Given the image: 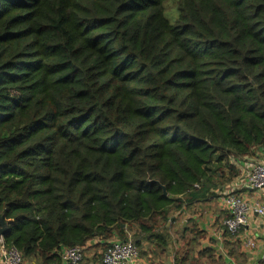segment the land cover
<instances>
[{
	"label": "trees",
	"instance_id": "trees-1",
	"mask_svg": "<svg viewBox=\"0 0 264 264\" xmlns=\"http://www.w3.org/2000/svg\"><path fill=\"white\" fill-rule=\"evenodd\" d=\"M166 1L0 0V214L26 262L131 235L168 256L264 150V0H178L175 24ZM181 230L175 264H224Z\"/></svg>",
	"mask_w": 264,
	"mask_h": 264
},
{
	"label": "crops",
	"instance_id": "crops-1",
	"mask_svg": "<svg viewBox=\"0 0 264 264\" xmlns=\"http://www.w3.org/2000/svg\"><path fill=\"white\" fill-rule=\"evenodd\" d=\"M263 157L264 150L256 149L253 151L251 156H248L244 159H232L231 165L237 169L239 173L238 177L229 182L228 178L230 176V170L228 168H224L223 172L225 173V178H221V174H218V178L216 180L218 187L216 190L217 197L198 203L191 209V211H189L183 217H180L177 222H175L176 224L180 221L184 224L187 222L188 224V220L196 222L199 225V229L206 233V239L201 241V247H207L211 249L214 248L217 251V256L222 258L224 264H231V261H233L234 264H260L261 262L264 264V225L259 221L257 216L254 215L248 226L242 230L240 238H236L239 247L237 243L233 244L231 241L229 242L232 245L229 247L226 245L228 240L225 239L222 230L224 215L226 212L223 210L221 204L222 198L228 192L235 190V188H238L237 193L240 196L247 198L249 201L259 198L258 193L248 191L243 187V184L245 181V176L251 167ZM114 239L117 240L118 238L115 236ZM251 239H255L258 243L257 249L255 251L246 249V241ZM99 242V240H95L88 244L87 250L93 248L92 252H89L88 254L86 253L85 256V258L90 260V264H101L103 261V250H101V248H96L97 245L100 244ZM171 248L172 246L170 247V250ZM230 248L234 249L235 256L237 258H232L230 256ZM171 253L168 256L157 257V259L152 257H140L137 264H175L174 254ZM242 254L247 255V260L244 261L243 258H240V255ZM32 262H34V264H40V262L36 260ZM26 264L28 263L26 262ZM82 264L87 263L83 261Z\"/></svg>",
	"mask_w": 264,
	"mask_h": 264
},
{
	"label": "built area",
	"instance_id": "built-area-1",
	"mask_svg": "<svg viewBox=\"0 0 264 264\" xmlns=\"http://www.w3.org/2000/svg\"><path fill=\"white\" fill-rule=\"evenodd\" d=\"M243 187L259 194V198L249 201L237 193L238 188L228 192L221 200L222 208L229 214L223 221L225 231L232 237L240 238L242 230L248 226L255 216L264 225V157L255 163L245 176ZM246 249L255 251L258 243L255 239L247 240ZM103 255L104 264H137L140 252L134 241L114 239L109 242ZM86 256V248L75 246L60 250L61 263L82 264ZM0 264H26L25 258L16 247H11L0 238ZM231 264H234L231 261Z\"/></svg>",
	"mask_w": 264,
	"mask_h": 264
},
{
	"label": "rangeland",
	"instance_id": "rangeland-1",
	"mask_svg": "<svg viewBox=\"0 0 264 264\" xmlns=\"http://www.w3.org/2000/svg\"><path fill=\"white\" fill-rule=\"evenodd\" d=\"M174 1L175 2L173 3V2H171V0H167L166 4H165L166 18L172 24L176 23V20H177V17H178V10H177V5H176V2H178V0H174ZM181 227L184 228V223L180 221L172 229V247H173L172 250H173L174 254L175 253L179 254L182 251V249L184 248V246H185V243H184L185 237H182V235H181V231H182ZM184 229H186V228H184ZM131 239H132V241H134V235H131ZM151 250H152V248L148 249L149 252ZM103 252H102V255H104ZM139 252H140V249H139ZM140 257H142V256L140 255ZM84 261H85V259H84ZM27 263L31 264V263H34V262H27Z\"/></svg>",
	"mask_w": 264,
	"mask_h": 264
},
{
	"label": "water",
	"instance_id": "water-1",
	"mask_svg": "<svg viewBox=\"0 0 264 264\" xmlns=\"http://www.w3.org/2000/svg\"><path fill=\"white\" fill-rule=\"evenodd\" d=\"M163 189H164V194H165L166 196H168V194H167L165 188H163ZM186 225H187V222L184 224V228L186 227ZM8 229H9V225H8V223L6 222L4 216H2V215L0 214V238L4 237V236L7 234Z\"/></svg>",
	"mask_w": 264,
	"mask_h": 264
}]
</instances>
